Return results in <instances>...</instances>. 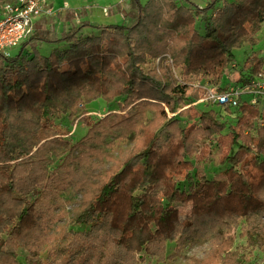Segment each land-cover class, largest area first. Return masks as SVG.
Listing matches in <instances>:
<instances>
[{
    "label": "trees",
    "instance_id": "1",
    "mask_svg": "<svg viewBox=\"0 0 264 264\" xmlns=\"http://www.w3.org/2000/svg\"><path fill=\"white\" fill-rule=\"evenodd\" d=\"M220 3L130 0L129 25L86 34L89 21L58 31L41 20L18 53L0 52V264H19V248L35 264L163 262L169 243L189 238H212L200 264H249L264 250V109L243 102L226 125L194 105L205 95L196 81L220 85L234 50L258 43L264 0ZM44 43L54 47L47 55L39 51ZM149 59L159 65L145 68ZM263 66L264 56L252 55L242 70ZM98 99L119 112L93 120L85 107ZM80 114L88 132L73 144L57 119ZM104 134L133 136L134 146L98 178L88 167ZM194 159H215L220 171L195 175ZM70 184L82 193L80 213L60 227ZM242 220L245 245L235 246L232 229Z\"/></svg>",
    "mask_w": 264,
    "mask_h": 264
},
{
    "label": "rangeland",
    "instance_id": "2",
    "mask_svg": "<svg viewBox=\"0 0 264 264\" xmlns=\"http://www.w3.org/2000/svg\"><path fill=\"white\" fill-rule=\"evenodd\" d=\"M11 0H1V2L13 3ZM144 4L147 0H141ZM194 4L200 7H205L209 0H191ZM234 0H221L220 5L225 2H233ZM40 6H42V16L34 21V30L37 28L41 20H46L55 24L58 31L62 29L63 26H77L82 21H89L93 27L86 29L84 32L86 34L100 32L95 28L100 25L108 24H131V14L134 10L131 7L130 0H40ZM8 16L7 12L4 11L3 6L0 7V20ZM198 28L201 32L203 30V24L201 21L198 22ZM258 43L256 45H251L249 43L245 44L241 49H235L234 53L236 56V62L234 65L230 66L220 84L221 87L235 85L239 77L241 76V71L246 62L247 58L252 55L264 56V26L257 33ZM31 36L26 39L19 47L11 50V55L18 53L22 46L27 42ZM61 45L60 47H64ZM53 46L49 44H41L39 51L42 54H49L53 50ZM26 54L31 53V49L27 48L25 50ZM170 63V62H169ZM159 65V59L152 60L149 59V63L145 68H153ZM164 73L168 72V64L162 65ZM173 73L176 78L180 77V70L172 68ZM198 81H196L197 83ZM194 83V85L196 84ZM216 85V84H215ZM121 101V100H120ZM199 106V105H198ZM201 110H214L219 119L228 124H233L235 121L237 113L236 110H224L220 106H209L201 104L199 106ZM264 109V104L262 105ZM86 114L90 116L93 120H98L110 112H119V107L117 103L108 104L102 99L93 101L91 104L85 107ZM149 116L152 117L151 113ZM81 114L77 117H69L68 115H63L61 118L57 119V122L62 126H66L69 129V135L65 136L66 139L71 140L73 144L79 142L88 132L87 126L81 121ZM188 122L182 119L181 126L185 127ZM103 143L99 149V157L92 160L91 165L88 169L96 176L103 177L115 168L119 162H121L133 149L134 137L121 139L113 138L110 134H104L102 136ZM16 143L21 144L20 139H16ZM79 150H76L75 154H78ZM195 164V169L193 174L199 176H206L208 178H213L220 171L219 166L214 160L198 162L193 160ZM58 161L55 165L51 166L50 169L53 170L59 165ZM82 202V193L73 185L70 184L65 191L61 193L60 207L64 210L66 217L63 221L59 222V226L62 227L67 223L73 221V219L80 213V206ZM190 213V208H181L180 214L181 219H184ZM246 224L245 220H242L239 224L233 226L232 235L235 236L236 242L235 246L245 245V239L241 237L242 226ZM70 229L81 231L84 228L78 225H70ZM212 249V238L204 241H196L193 238L185 240V242L178 246V243H169L167 246V258L163 262H158V260L146 257L145 261L140 264H200L210 253ZM177 253V254H176ZM18 261L19 264H35L30 258V253L24 249H18ZM46 252H43L42 257L46 258ZM249 264H264V250H255L249 257Z\"/></svg>",
    "mask_w": 264,
    "mask_h": 264
},
{
    "label": "built area",
    "instance_id": "3",
    "mask_svg": "<svg viewBox=\"0 0 264 264\" xmlns=\"http://www.w3.org/2000/svg\"><path fill=\"white\" fill-rule=\"evenodd\" d=\"M3 4L8 16L0 20V52L10 56L11 50L19 47L34 33V21L42 16L40 0H11ZM205 90L202 99L194 105L220 106L224 110H237L243 102L264 104V66L258 72L242 70L235 85L221 87L200 78L195 84Z\"/></svg>",
    "mask_w": 264,
    "mask_h": 264
}]
</instances>
